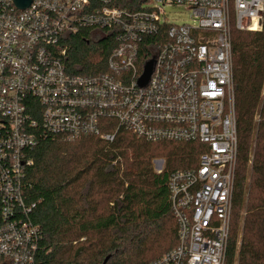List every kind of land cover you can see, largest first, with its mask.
<instances>
[{
	"label": "built area",
	"instance_id": "1",
	"mask_svg": "<svg viewBox=\"0 0 264 264\" xmlns=\"http://www.w3.org/2000/svg\"><path fill=\"white\" fill-rule=\"evenodd\" d=\"M166 6L193 25L168 24ZM263 13L264 0H155L137 11L111 0H31L23 10L0 0V264H38L42 236L22 191L38 139L112 143L120 132L204 146L194 168L168 176L177 244L148 264H223L238 151L231 32H260ZM80 31L108 39L104 72L70 73L69 39Z\"/></svg>",
	"mask_w": 264,
	"mask_h": 264
},
{
	"label": "trees",
	"instance_id": "2",
	"mask_svg": "<svg viewBox=\"0 0 264 264\" xmlns=\"http://www.w3.org/2000/svg\"><path fill=\"white\" fill-rule=\"evenodd\" d=\"M111 1L129 11L145 3ZM231 43L238 151L223 264H264V13L260 32L232 30ZM69 45L71 74L105 71L107 38L80 31ZM166 143L125 132L112 143L94 135L40 137L22 185L26 205H34L27 221L42 236L37 263L103 264L108 257L105 264H148L174 249L167 179L194 168L204 146ZM157 156L166 159L160 174L151 166Z\"/></svg>",
	"mask_w": 264,
	"mask_h": 264
},
{
	"label": "rangeland",
	"instance_id": "3",
	"mask_svg": "<svg viewBox=\"0 0 264 264\" xmlns=\"http://www.w3.org/2000/svg\"><path fill=\"white\" fill-rule=\"evenodd\" d=\"M155 5V0H147L146 3H143L142 7H153ZM164 19L168 24L174 25H193V22L190 18L188 11H185L182 8L177 7H164ZM246 33L247 31H239ZM170 142L166 143L169 144ZM173 145V143H170ZM158 145V144H153ZM166 165V159L162 156H157L151 160L152 170L155 174H160L164 171Z\"/></svg>",
	"mask_w": 264,
	"mask_h": 264
},
{
	"label": "water",
	"instance_id": "4",
	"mask_svg": "<svg viewBox=\"0 0 264 264\" xmlns=\"http://www.w3.org/2000/svg\"><path fill=\"white\" fill-rule=\"evenodd\" d=\"M13 4L15 5V7L19 10H23L25 8H27L30 5L31 0H12ZM152 66H153V61L150 60L148 61L143 69V74L139 80V85L140 86H144L148 80L149 77L151 75L152 72ZM108 260V257L105 258V260L103 261V264L106 263V261Z\"/></svg>",
	"mask_w": 264,
	"mask_h": 264
}]
</instances>
